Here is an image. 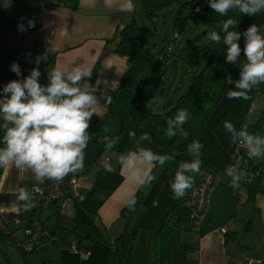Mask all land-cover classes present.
I'll list each match as a JSON object with an SVG mask.
<instances>
[{
	"label": "crops",
	"instance_id": "1",
	"mask_svg": "<svg viewBox=\"0 0 264 264\" xmlns=\"http://www.w3.org/2000/svg\"><path fill=\"white\" fill-rule=\"evenodd\" d=\"M55 1L0 0V87L3 89L10 80L26 77L35 67V58L48 52L47 62L39 65L41 84L48 82L47 69L81 65L93 71L90 83L97 86V96L114 90L129 67L128 57L114 51L119 41L118 33L121 26L139 17L140 11L136 8L138 0H77L75 9L64 4L45 8ZM173 7L176 11L178 4L175 3ZM241 15L238 12L235 20L238 24L249 26L250 16ZM29 17L35 21L36 28L29 36H24L18 25ZM261 24H264V20L255 25L260 28ZM170 34L166 36L167 39ZM178 55L182 57V54ZM243 61L244 57L241 56L240 62ZM13 62L20 66V77L11 71ZM240 62L231 64L230 76L235 77V80L239 79ZM256 89L258 92L252 90L249 93L250 99H236L235 102L240 105L231 107L230 112L224 111L231 113L228 121L238 130L255 123L260 112L264 111V84L258 85ZM105 126L110 129L109 132L103 131ZM215 127L221 137L216 135L210 149L202 150L201 159H206L209 162L207 168L211 169L235 166L230 163L234 151L230 134L223 126ZM136 129V123L130 120L121 129V120L108 111V106L99 109L92 118L89 129L91 140L85 149L84 169L79 172L80 178L73 195L107 240L96 238L82 242L89 250L88 258L81 259L79 254L69 249L74 227L72 208L61 209L57 203L40 207L36 198V207L30 211L18 207V188L25 187L31 193L33 186L47 187L50 180L37 182L31 173H20L14 167L0 168V234L4 235V241L1 242L15 244L24 237L25 226L38 221L47 232L58 238L57 242H48L36 250H41L50 264H106L105 241H113L123 230L125 224L119 217L120 211L138 190L129 180L127 170L122 169L119 163L120 154L134 149L128 133ZM2 136L3 131L0 130V138ZM98 137L118 138L112 150H104L108 157L107 163L113 169L111 172L99 169L96 164L97 156L103 151L96 140ZM143 146L156 153H164L152 142L145 141ZM250 160L260 168V176L251 183L244 181L238 188L229 187L226 178H223L211 191L209 209L198 232L172 230L169 239L178 254H182V264H241L247 255L264 259V158ZM176 168L166 169L157 165L150 171L155 179L144 190L149 237L154 230L161 228L166 214L178 200L172 198L170 189ZM220 227L225 232H221ZM172 235L176 236L175 240ZM4 264L11 263L6 261Z\"/></svg>",
	"mask_w": 264,
	"mask_h": 264
},
{
	"label": "clouds",
	"instance_id": "2",
	"mask_svg": "<svg viewBox=\"0 0 264 264\" xmlns=\"http://www.w3.org/2000/svg\"><path fill=\"white\" fill-rule=\"evenodd\" d=\"M209 7L220 16H227L232 10L248 16L264 12V0H208ZM199 11V9H197ZM33 27L34 21L29 20ZM239 26L233 18L219 22L221 32L212 30L208 39L225 46V62L237 65L241 56L244 61L239 64V79L227 77L229 99H250L249 93L260 84H264V33L251 24L243 33L235 30ZM18 29L25 30L23 24ZM231 29V30H230ZM244 39L241 48L239 41ZM48 52L35 58L33 67L26 77L10 80L0 91V168H15L23 174L31 173L37 182L45 180L60 182L70 174L84 169L85 149L91 140L89 129L93 116L102 107L107 108L111 97L102 93L97 96V86L90 83L93 71L87 66L72 65L66 69L54 67L47 69V84H41L39 65L47 62ZM11 71L21 76L20 66L13 62ZM101 99L104 103L101 104ZM191 119L187 109H178L174 116L167 118L166 128L158 129L168 140L179 137L189 138L184 125ZM223 127L230 134L231 142L242 146L249 159L264 158V135L251 133L242 126L239 130L228 120ZM104 132L110 129L105 126ZM128 138L134 149L120 154L119 163L127 170L129 180L136 187H150L155 179L150 174L152 168H161L173 157L154 152L145 147L144 142H151L149 133L137 136L131 130ZM118 138L106 144V151L113 149ZM204 145L193 139L186 145L190 160L180 161L174 178L170 181L173 199H182L195 183V175L201 170ZM106 171H113L110 163L104 165ZM233 188H238L242 180L251 183L254 176L240 170L239 164L226 168ZM243 178V179H241ZM18 207L30 211L36 207L35 197L25 187L16 190ZM126 205L130 211L135 210L136 199L133 194Z\"/></svg>",
	"mask_w": 264,
	"mask_h": 264
},
{
	"label": "trees",
	"instance_id": "3",
	"mask_svg": "<svg viewBox=\"0 0 264 264\" xmlns=\"http://www.w3.org/2000/svg\"><path fill=\"white\" fill-rule=\"evenodd\" d=\"M173 3L178 4V8L172 18L170 30L172 36L176 33L179 38L188 31L202 28L191 49L182 50V53L185 51L182 54V61L185 64L186 73L178 76L176 84H174L175 75L171 79L172 82L168 81L167 63L169 60L167 58L173 51L174 40L176 39H167L165 35L162 39V47L155 54L150 47V41L142 38L138 33L139 27L133 18L118 33L119 41L114 49L115 52L128 57L129 67L119 85L107 93V96L111 97V102L107 105L108 111L119 117L121 129L127 121L135 122L136 131L140 135L149 133L152 136L151 142L160 150H164L163 154L173 157V160L167 162L163 167L166 169H174L180 161L185 160L188 155L186 145L193 139H199L205 127H209L210 114L220 102L224 89L228 85L227 77L231 74L232 65L225 62L223 43L215 44L210 41L209 45L204 46L199 41L212 30L221 32L219 22L228 18L235 19V15L239 12L232 10L227 16H220L209 7L208 0H161L147 10L146 14L151 19L157 9ZM60 4L75 9L77 0H56L55 3L46 5L45 8ZM247 28L246 24L241 23L235 30L243 33ZM221 35H223L222 32ZM243 42L244 39L241 37L240 46ZM171 43L174 45L171 51L167 52L168 45ZM155 55H157L156 58ZM176 66L174 64L172 68ZM187 79L189 80L188 85H186ZM151 84H153L152 87ZM146 90H149L147 96L144 95ZM155 96L165 99L158 102L155 100ZM181 108L187 109L191 113V119L184 125L185 130L189 132V138L182 140L179 137H174L172 140H168L163 136L162 131L158 133L157 130L166 128L167 118L174 116L176 111ZM260 113L255 123H250L245 127L251 133L264 135V111ZM246 157L251 163L247 155ZM201 160L203 161L201 169L207 168L209 162L204 158ZM255 167L258 166L255 165ZM145 189L139 187L135 191L136 205L134 211H130L126 204L122 207L119 217L124 220L125 225L113 241H105L107 242L106 264L137 263L131 252L141 227L139 218L144 212L142 203L145 199V192L142 190ZM182 199L175 201L174 206L166 214V219L161 228L153 231L154 236L152 235L151 238H156L157 261L155 264H162L170 258L168 238L172 230L181 231L184 229L188 231L189 229L188 214L182 205ZM80 205L79 201L74 200L72 206L74 216V227L71 230L72 238L77 239L76 243L79 247L88 249L82 242L96 238L107 239L98 230L93 219L90 218L91 216ZM0 241H4L2 234H0ZM0 264L4 263L0 261Z\"/></svg>",
	"mask_w": 264,
	"mask_h": 264
},
{
	"label": "rangeland",
	"instance_id": "4",
	"mask_svg": "<svg viewBox=\"0 0 264 264\" xmlns=\"http://www.w3.org/2000/svg\"><path fill=\"white\" fill-rule=\"evenodd\" d=\"M161 0H138L137 2V9L139 12V17H137L135 20L137 21V25L139 27V34L142 38L147 39L150 41L149 44L152 51L157 54L158 50L162 47V39L164 36L168 35L171 31V22L172 18L175 12V9H173L175 4H169L167 6L161 7L157 9L156 14L153 15V18L149 20L146 12L147 9H151V7L155 6V4L159 3ZM171 6V7H170ZM243 15V14H242ZM241 15V17H242ZM264 20V12L258 13L255 16L249 17V26L251 24H256L257 22ZM261 24L260 30L262 33H264V27H262ZM248 26V27H249ZM202 29V28H201ZM201 29L188 31L185 34L181 35L179 38L174 40L175 46L173 48L172 53L169 55L167 60L169 62L167 63V74H169V82H172V78L175 75V81L174 84H176L178 76L185 74L186 67L185 64L182 61V57L180 58L178 54H184L185 51H188L191 49V47L194 45V41L196 36L199 32H201ZM171 34L169 35V39H171ZM200 44L207 46L209 45L210 40L208 39V35L204 38H202L201 41H199ZM244 46V44H243ZM242 46V48H243ZM182 48V49H181ZM182 50H185L182 53ZM157 56V55H156ZM180 58V59H179ZM173 63V64H172ZM176 64L177 66L175 68H172L173 65ZM173 71V72H172ZM233 80H235V77H233ZM167 81V80H166ZM167 81V82H168ZM189 80L187 79L186 85H188ZM171 84V83H170ZM153 84L150 86L152 87ZM233 86L228 85L223 92V95L220 99V102L216 105L214 108L209 120L208 125L209 127H205L204 131L201 133L199 140L203 145L202 150H209L212 146L213 142H215L214 139H216V135L218 138H220V131L216 130V125L222 128L223 122L225 120H229L231 117V113H229L231 107L235 106L236 104L239 106V103H236V99H229L227 96V93L229 89H231ZM258 86L253 88L255 92H258ZM150 90V89H149ZM149 90L145 91V96H147ZM165 98H159V96H155V100L158 102H162ZM224 111H229L225 113ZM226 114V115H225ZM228 116V117H225ZM217 120V121H216ZM216 121V122H215ZM222 124V125H221ZM220 130V129H219ZM236 147V144H234V148ZM191 157L188 155L185 160H190ZM237 165V164H236ZM146 187H144L145 189ZM144 191V190H142ZM145 192V191H144ZM146 193V192H145ZM147 202L143 201V209L144 212L141 217L139 218V224L140 228L138 230L136 239L134 240V245L132 249V255L137 260L136 264H155L157 261L156 256V238L153 239L149 237V229L147 227L146 222V211H147ZM154 236V234H152ZM152 236V237H153ZM171 238V236H170ZM172 238L175 240L176 236L172 235ZM169 239V238H168ZM172 241V243L174 242ZM171 245V246H170ZM172 247V249H171ZM169 248H170V258L163 262L162 264H182L183 257L182 254H178L175 246L171 244V239H169ZM0 261H3L4 263L6 261H9L11 264H50L47 259L43 256V252L41 250L33 251V252H22L19 250L15 244H9L6 245L5 243L0 241Z\"/></svg>",
	"mask_w": 264,
	"mask_h": 264
},
{
	"label": "built area",
	"instance_id": "5",
	"mask_svg": "<svg viewBox=\"0 0 264 264\" xmlns=\"http://www.w3.org/2000/svg\"><path fill=\"white\" fill-rule=\"evenodd\" d=\"M33 20L32 17L26 18L21 22L24 25L25 30L22 31L24 36H29L31 31L36 28L35 21L34 26L29 27L28 21ZM123 27H120V30ZM178 36L176 33L171 37L172 40L177 39ZM171 43L168 45L167 52H170L172 46ZM0 91L2 88L0 87ZM113 138L111 137H98L96 140L101 144V146L106 148V144L109 143ZM104 150L100 153V156H97L96 164L99 166V169H105L104 165L108 161V157L105 156ZM246 150L240 145H236L234 151L230 157V163L239 164L240 170L247 171L250 176L258 178L260 176V170L258 167H255L252 163H249ZM80 178V173L70 174L65 177L62 181H49L47 187H41L38 185L33 186L32 195L39 201V205L47 206L50 204H58V207L62 208H72L75 198L74 190L78 184ZM223 178H226V184L229 187L231 186L230 177L226 175V168L221 169H211L204 168L200 170V173L195 176V183L192 189L188 190L186 195L182 199V205L187 211L188 214V226L191 232H198L199 225L203 220L206 212L209 209V200L211 191L213 188L218 185ZM243 179V178H241ZM244 183V180L241 181L240 185ZM221 232H225L223 227H220ZM24 237L16 241V247L23 252H33L37 249L47 245L48 242H57L58 238L55 234L47 232L40 222L33 221L24 228ZM77 239L72 238L69 249L80 255L81 259L88 258L89 250L86 248L79 247ZM241 264H264V259L256 258L252 256H245L241 260Z\"/></svg>",
	"mask_w": 264,
	"mask_h": 264
}]
</instances>
